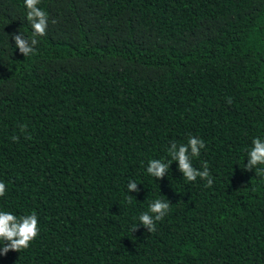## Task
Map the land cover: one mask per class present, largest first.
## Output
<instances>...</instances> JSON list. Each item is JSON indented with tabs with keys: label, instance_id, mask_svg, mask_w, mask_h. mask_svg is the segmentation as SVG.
Listing matches in <instances>:
<instances>
[{
	"label": "trees",
	"instance_id": "16d2710c",
	"mask_svg": "<svg viewBox=\"0 0 264 264\" xmlns=\"http://www.w3.org/2000/svg\"><path fill=\"white\" fill-rule=\"evenodd\" d=\"M37 6L48 27L25 57L24 0H0V210L39 222L0 264H264V174L244 168L264 139V0ZM189 137L211 187L177 161L147 173ZM156 199L170 202L156 231H132Z\"/></svg>",
	"mask_w": 264,
	"mask_h": 264
},
{
	"label": "clouds",
	"instance_id": "9594fccd",
	"mask_svg": "<svg viewBox=\"0 0 264 264\" xmlns=\"http://www.w3.org/2000/svg\"><path fill=\"white\" fill-rule=\"evenodd\" d=\"M27 14L26 20L30 24L32 33L31 37L24 38L20 33L13 34L15 46L25 57L35 53V45L39 43L38 37L46 35L48 27V14L37 5L40 0H24ZM55 23V21H53ZM231 98L228 99L230 104ZM21 131L26 130V125L20 126ZM18 140V137H13ZM206 145L202 139L189 137L186 144L178 145L172 142L167 152L170 156L169 162H163L160 159H152L148 163L147 173L158 179L163 178L169 170L173 161L178 162V169L182 173L184 179L188 182L195 181L197 177L206 180L205 187H211L213 179L210 175L208 164L205 161L202 165L203 170L195 168L192 164V158L199 157L201 149ZM264 139L256 137L252 141V147L248 150L247 163L244 168L246 170L255 169L257 175L264 174ZM138 183L129 181L127 184L128 192H138ZM6 192V185L0 182V196ZM128 203H131L132 195L128 196ZM170 210V202L156 199L150 203L148 211L142 213L138 217V224L133 226V230L140 225L147 229L149 233L156 231V222L163 220ZM38 218L35 212L17 217L9 211L0 210V241L3 242L0 247V255H6L8 251L20 252L27 249L31 242L39 235Z\"/></svg>",
	"mask_w": 264,
	"mask_h": 264
}]
</instances>
